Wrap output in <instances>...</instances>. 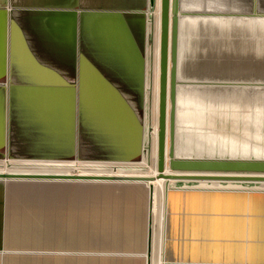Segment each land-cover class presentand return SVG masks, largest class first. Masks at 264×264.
<instances>
[{"label":"rangeland","instance_id":"374dc122","mask_svg":"<svg viewBox=\"0 0 264 264\" xmlns=\"http://www.w3.org/2000/svg\"><path fill=\"white\" fill-rule=\"evenodd\" d=\"M111 1L114 3L108 4L109 1L101 5L112 7L111 10L119 9L120 15L124 17V23L110 24L93 18L94 15L89 14L88 8L82 11L78 19L76 14H73L71 18L63 20L65 29L68 28V33L73 39H76L79 31V48L81 46V51L84 53L80 52L81 55L79 53L77 79L61 84L68 88L67 93L62 92V98L42 101L31 99L27 95L15 97L14 68L0 66V173L60 170L91 171L90 173L97 172L96 174L152 172V158L149 159L147 156L141 158L143 123L146 127L149 124L147 118L143 119V78L140 72L145 0ZM7 21L6 17L0 20L2 59H6V52L10 49L8 37L10 38V33L13 34L17 26V20L10 17L8 31ZM48 21L44 19L43 25ZM95 32L101 36L99 42L95 43L97 40L95 37H92V42L84 39L87 34L95 35ZM104 37L109 39L110 43L108 39L107 43L110 49L104 48ZM71 60L69 72L73 76L76 72L73 56ZM31 81L35 83L33 79L27 78L22 85L30 86ZM191 133L180 130V155L191 154L190 142H196L201 146L206 145L199 139L196 140ZM201 149H194L195 153L208 155L204 147ZM216 151L223 152L217 153L221 156L231 150ZM256 152L264 155V151ZM238 154L235 153V155ZM131 163H135L132 165L139 168L133 171L127 169L128 165H124ZM239 187L202 188L197 183L170 184L163 195L164 200L163 196L161 199L157 198L156 206H162L159 209L162 211L161 218H163L157 227L156 264L179 263L189 261L188 259L203 262L206 234L211 230L213 234L217 232L216 236L220 235L223 239L226 237L221 234H226L228 237L231 232L230 239L235 240L237 235L235 230L239 226V233L241 232L239 241L242 242H247L250 239L249 236H254L252 239L256 243V235L259 238L261 235L264 236L263 211L258 216L262 218L258 221L263 222L253 225L257 219L256 208L264 209V189L257 188L256 185H240ZM143 190H147V187L141 184L122 186L64 182H0V235L8 238V240L5 238L4 243L0 242V248L14 254L11 252L14 250L9 248L16 247L17 254L36 256L30 261L22 259L21 264H61L62 260L67 258L65 255V258H61L63 257L61 253L54 252L52 256L55 259L51 262L44 258L45 254L51 251L36 248L33 243H28L30 245L28 248L31 249L18 250L21 245L18 244V248L13 242L14 239L19 237L24 239L26 236L20 231L25 229L24 226H20L22 225L20 218L31 219L35 224L41 218H48V209H63L50 213L54 216L52 225L60 229L61 222L71 224L70 227L75 223L80 225V233L93 235L95 234L93 227H96L99 222H94L89 214L91 211L98 212V209L102 211L104 206H109L105 217L109 214L113 216L112 213L117 211L115 206L123 210L124 214L127 212L129 218L130 216L139 217V214L144 216L146 198L141 199ZM126 195L129 198L124 199ZM176 206H188L189 210L177 211ZM203 206L212 208L210 211L203 210ZM231 207L233 210H230ZM222 209L228 210L229 213L226 216L227 221L224 219L225 224L220 220ZM194 213H198L197 219ZM178 214L183 215L182 218ZM212 216L214 220L212 219L211 222ZM188 217L194 221H189ZM206 221L211 222L207 228H205ZM231 221L234 223H230ZM235 222H238V226ZM87 225L90 227L87 228ZM49 230L52 229H32L30 233L40 236L65 232ZM11 238H13L12 242H10ZM81 242L79 246H82ZM60 243L58 244L69 245V247L76 244L74 242ZM101 244L103 242L85 241L84 246ZM222 244L226 246V243ZM218 245L220 247L221 244ZM229 245L232 247L228 246V249L225 247L221 251H225L223 256L226 257L225 249L228 250V259L240 257L239 254L243 253L253 255L256 251L253 249L248 251L249 243ZM219 247L216 252L213 251L212 254L217 253L213 255V258L220 259ZM46 257H49V254ZM74 259L69 258L65 261H69L68 264H76ZM78 260L79 264H82V257ZM92 260L91 257L84 258V264H93ZM11 263L10 261L9 264Z\"/></svg>","mask_w":264,"mask_h":264},{"label":"water","instance_id":"95a60500","mask_svg":"<svg viewBox=\"0 0 264 264\" xmlns=\"http://www.w3.org/2000/svg\"><path fill=\"white\" fill-rule=\"evenodd\" d=\"M158 9L156 175L0 173V182L143 184L147 187L141 193V199L146 198L145 215L138 211L139 217L129 218L127 212L124 214L115 206L117 211L112 213L113 216L105 217L109 206H104L102 211L98 209L89 214L94 222H99L93 227V235L80 233L79 224L70 227L71 224L62 222L63 234L37 236L30 233L32 229H59L51 224L54 216L50 213L63 209H48V218H41L35 224L31 219L20 218V226L25 227L20 231L29 237H19L15 241L11 238L10 242L18 248L21 245L19 251L33 243L36 248L50 250L44 258L53 262L52 255L57 252L61 253V258L66 256L65 260L82 257L85 262L84 258L91 257L93 264H112L125 258L133 262L142 260V264H156L159 212L152 183L158 180L175 182L173 184L233 183L264 189V155L256 152L264 151V0H158ZM156 10L157 0H145L142 110L143 119L147 118L149 124L146 127L143 123L141 158L147 156L149 159L152 157ZM180 130L192 132L196 140L206 145L190 142L191 154L180 155ZM202 147L208 155L195 153L194 149L202 150ZM216 150L231 151L219 156L217 153L223 152ZM132 164L135 163L124 165L136 171L139 167ZM126 197L129 198L126 195L124 199ZM5 238L8 240L5 235H0V242L4 243ZM80 241L82 246H79ZM85 241L103 244L84 246ZM60 242L76 244L69 247L59 245ZM14 248H9L14 254L0 248V264L10 261L21 264L22 259L30 261L36 257L17 254ZM75 259L77 264L79 260Z\"/></svg>","mask_w":264,"mask_h":264},{"label":"crops","instance_id":"0c3cea01","mask_svg":"<svg viewBox=\"0 0 264 264\" xmlns=\"http://www.w3.org/2000/svg\"><path fill=\"white\" fill-rule=\"evenodd\" d=\"M109 1L110 3L108 4L114 3L111 0H0V20L2 17H6V19H8V31L10 25V17L17 20L16 30H13V34L10 33V38L8 37L10 49L6 52V59H2V56L0 54V66L14 68V86L16 87L14 90V92L16 93V95H14L15 97H24L25 95H27L29 96V98L34 100H55L63 97V91L64 93L68 92V88L62 86L61 84L62 82L69 83L77 79V71L79 70V56L81 55V53H84V51H81V46L79 48V31L76 35V39H73L72 35L68 33V28L65 29L63 20L71 18L73 14H76V18L78 19L80 17L79 15L82 14V11H84L85 8H88V12H90L89 14L94 15L93 18H97L107 23L109 22L110 24L124 23V17L120 15L121 13L118 11L119 9L111 10L112 7H103L101 5V3ZM125 1L128 2V0ZM133 1L135 0H130L129 2ZM86 5L88 7H86ZM144 12L145 11H143L142 17L143 24L145 14ZM44 19L49 21L43 25L42 21ZM92 37H95L97 39L95 43L99 42V40L101 39L100 34L96 32L95 35L91 33L89 35L87 34L84 39H86L87 42H92ZM107 39L108 38L106 37L103 38V45L104 48L110 49V45L107 43ZM105 44L108 46H106ZM155 48L156 42L154 49ZM144 52L143 29L141 57L142 63L140 68L142 78ZM155 54L156 52H154V58ZM72 56L74 60L73 65L76 67V72L73 74V76L69 72V68H71L70 66L72 65ZM27 78L31 80L33 79L35 83H32L33 81H31L32 84L30 86L22 85ZM57 84H60V86H57ZM26 87H28V89H26ZM211 208V206H209V208L208 206H203V210L206 209L210 211ZM257 208V219L256 222L253 223V225H256L257 222L264 221H258L262 220V218H258V216L260 215V212L263 211L264 213V209L260 210ZM175 209L177 211L189 210L188 206H176ZM230 210H233V208L231 207ZM194 214V217L197 219L198 213ZM228 214V210H221L220 220L223 223L224 219L227 221L226 216H228ZM179 216L180 218H182L183 215ZM188 219L189 221H194L190 219V217H188ZM212 219L214 220L213 216L210 218L211 222ZM211 222L206 221L205 228H207ZM230 223L234 222L231 221ZM237 224L238 222H235V225ZM239 231L240 227L238 226V229L236 228L235 230L237 234L235 240L230 239L232 238L230 237L231 232L228 237L226 236V234H221L224 235L226 239H223V237H220V235L219 237L216 236L217 232L216 234H213V230L207 232V240L203 256L204 259H202L203 262L188 259L189 261H182L179 263L171 262L167 264H264V236L261 235V238H259L256 235V243L252 239L254 238V236H249V241L242 242L239 241L241 240V232L239 233ZM223 242L226 243L225 247L227 249L228 246L232 247V245L229 244L237 243L239 245L240 243H249V246H247L249 248L248 251L252 249L256 251L253 252V255L243 253L239 254L240 257H232L228 259V250L225 249L226 257L223 256L225 251L221 252L225 248L222 244ZM219 243L221 244L220 247L218 245ZM218 247L221 249L219 254L220 259L213 258V255H217V253L212 254L213 251H217ZM50 261L52 262V260ZM83 263L84 262H82V264ZM142 263V260H136L133 262L129 258H125V260H119V262H115L112 264ZM61 264H65V261H62ZM77 264H79V262H77Z\"/></svg>","mask_w":264,"mask_h":264},{"label":"bare ground","instance_id":"6f19581e","mask_svg":"<svg viewBox=\"0 0 264 264\" xmlns=\"http://www.w3.org/2000/svg\"><path fill=\"white\" fill-rule=\"evenodd\" d=\"M158 13H159V9H158V0H157V10H156V37H155V42H156V50L154 52H156L155 54V60H154V67H153V72H154V92H153V102H152V108H151V115H152V133L150 134L151 140V161H152V172L147 173L149 176H155L156 175V169H155V160H156V134H157V130H156V119H157V76H158V32H159V24H158ZM18 171V170H17ZM91 172V171H90ZM90 172H73V171H55V172H48V171H44V172H34V173H30V172H10V173H15V174H40V175H65V176H69V175H91V176H139L140 174H135V173H110V174H96L95 173H90ZM128 172V171H127ZM106 173V172H105ZM15 182H39V181H15ZM40 182H44V181H40ZM45 182H50V181H45ZM175 182H170L168 183L167 181L164 180H158L153 184V188H154V198H160L164 195V193L166 192V190H168V186L170 184H173ZM199 187L202 188H226L228 187H232V186H236L239 187V184H233V183H208V182H200L197 183ZM137 185V184H136ZM173 186H171L172 188ZM240 188V187H239ZM163 200H164V196H163ZM163 203V202H162ZM162 207V206H161ZM161 207L157 206V211L160 214V221L162 220L161 218ZM163 209V208H162ZM161 224V223H160ZM162 225V224H161ZM160 249V248H159Z\"/></svg>","mask_w":264,"mask_h":264},{"label":"trees","instance_id":"16d2710c","mask_svg":"<svg viewBox=\"0 0 264 264\" xmlns=\"http://www.w3.org/2000/svg\"><path fill=\"white\" fill-rule=\"evenodd\" d=\"M77 216H78V215H77ZM77 218H78V217H77ZM77 218H76V219H77ZM57 231H61V229H58ZM59 233H61V232H58V234H59Z\"/></svg>","mask_w":264,"mask_h":264}]
</instances>
